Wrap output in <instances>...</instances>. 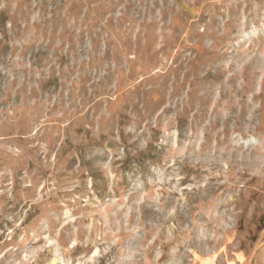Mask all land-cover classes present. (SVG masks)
I'll use <instances>...</instances> for the list:
<instances>
[{"label":"rangeland","instance_id":"obj_1","mask_svg":"<svg viewBox=\"0 0 264 264\" xmlns=\"http://www.w3.org/2000/svg\"><path fill=\"white\" fill-rule=\"evenodd\" d=\"M0 264H264V0H0Z\"/></svg>","mask_w":264,"mask_h":264}]
</instances>
